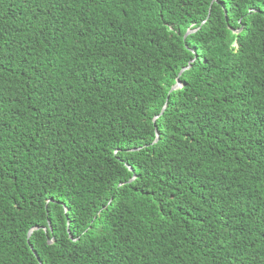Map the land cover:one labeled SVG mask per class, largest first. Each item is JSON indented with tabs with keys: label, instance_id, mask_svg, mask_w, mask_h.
Instances as JSON below:
<instances>
[{
	"label": "trees",
	"instance_id": "obj_1",
	"mask_svg": "<svg viewBox=\"0 0 264 264\" xmlns=\"http://www.w3.org/2000/svg\"><path fill=\"white\" fill-rule=\"evenodd\" d=\"M0 264H264V0H0Z\"/></svg>",
	"mask_w": 264,
	"mask_h": 264
},
{
	"label": "water",
	"instance_id": "obj_2",
	"mask_svg": "<svg viewBox=\"0 0 264 264\" xmlns=\"http://www.w3.org/2000/svg\"><path fill=\"white\" fill-rule=\"evenodd\" d=\"M216 1H217V0H212V2H216ZM194 30H195V29H193V30H188L187 33L192 32V31H194ZM239 30H240V29H239ZM187 33H186V34H187ZM192 61H193V60H192ZM189 63H191V61H190ZM189 66H190V65H187L186 67L181 68V70L179 71L178 76H179V75H180L185 69L189 68ZM180 85H181L180 79H179V77H177V79H176V83L172 86L171 90H172V89H177L178 87H180ZM165 107H166V104L163 106V108L161 109L160 113H159L158 115L154 116V118H153L154 121L156 120L157 117H159V116L163 113ZM157 136H158V135H156V139H155V140H157ZM49 228L51 229L50 225H49ZM34 229H37V228H34ZM34 229H31V230L28 232L27 236H29L30 233H31ZM51 242H52V240H48V243H51Z\"/></svg>",
	"mask_w": 264,
	"mask_h": 264
}]
</instances>
